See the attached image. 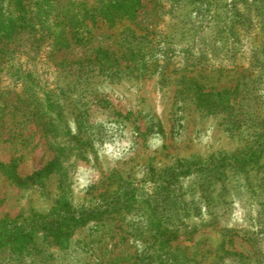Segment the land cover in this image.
Wrapping results in <instances>:
<instances>
[{
    "label": "rangeland",
    "instance_id": "374dc122",
    "mask_svg": "<svg viewBox=\"0 0 264 264\" xmlns=\"http://www.w3.org/2000/svg\"><path fill=\"white\" fill-rule=\"evenodd\" d=\"M127 1L134 15L102 17ZM18 2L0 0V22L15 25L0 37V162L22 177L57 164L31 186L0 170V225L64 198L109 211L65 243L39 231L0 264H264V1ZM249 9L233 34V13ZM103 51L118 76L99 71Z\"/></svg>",
    "mask_w": 264,
    "mask_h": 264
},
{
    "label": "trees",
    "instance_id": "16d2710c",
    "mask_svg": "<svg viewBox=\"0 0 264 264\" xmlns=\"http://www.w3.org/2000/svg\"><path fill=\"white\" fill-rule=\"evenodd\" d=\"M23 2L24 0H19L18 3L19 5L23 6ZM118 6H120V8L123 6L122 10H124L126 14L134 15L136 12V6L133 2L127 1L122 3L121 5L118 2L117 4L111 6L110 4H107V6L105 5L104 6L105 8L101 10L102 17L114 21L116 18L115 16L116 12L121 10V9H116ZM249 10L250 11L248 14L239 11H235L233 13L234 19L232 20V25H231L232 29L234 28L232 30L233 34H236L234 32L235 29L243 28V26H245L247 23L252 22V18H251L252 10L251 9ZM15 18H18V16ZM9 19L11 21V17ZM13 27H15V25H13ZM13 27H10V29ZM10 29H6L5 26L2 24V22H0V37L8 36V35L10 37L13 33L11 32L12 30ZM130 50L131 52L129 58L138 59L139 56L136 55L138 53L134 49V47H132ZM112 59H114L115 61V63L113 62V64H111ZM140 59H138V61H140ZM142 59H145L144 55H142ZM90 62L92 63V61ZM96 62H97L96 64L100 66L99 69L100 72H106V74L112 77L118 76L119 72L121 71V69L119 68L118 58H114V57L110 58L107 51H103L100 54L98 53ZM196 86L198 87L199 90L198 92L201 94L202 86L201 85H196ZM186 90H190V88L188 87L186 88ZM205 96L206 97L204 98V100L206 104H204L203 107L207 108L208 110H212L211 105L213 104L211 105L207 104V101L210 100V94L205 93ZM199 102H203V99L202 101L199 99ZM257 158H258V154L254 151L250 155H247L246 157H239L235 159L236 161L235 165L240 170H244L245 167L248 166V164L253 163L254 161L257 160ZM56 164L57 163L53 161L49 163V165H47L45 168L35 171L34 173L25 177H22L17 173L15 164L8 165L0 162V170L6 172L12 178V180H14L18 185L31 186L33 184L42 183V179L44 175L50 172L52 167L53 168L56 167ZM223 167H225V165ZM214 171L217 173H222V170L220 169ZM176 178H177L176 171H169L168 177L164 179L163 183H160L161 186L160 188L159 186H157V189L168 190L169 188H171L172 183ZM116 199H118V197ZM107 211H109L107 207L79 209L75 211L74 209H72L69 200L64 198L61 201L60 205L56 207L53 214L45 215V216L44 215L36 216L28 225L2 223L0 225V253L5 251L9 247L13 251H21L27 244L31 243L35 239L39 231H44L47 234L54 236L58 240V242L65 243L67 241L68 230L70 228L83 225L92 218H99L103 214L107 213ZM155 226L159 230L161 228V223L158 222L156 223ZM175 260L179 261V257L175 256Z\"/></svg>",
    "mask_w": 264,
    "mask_h": 264
}]
</instances>
